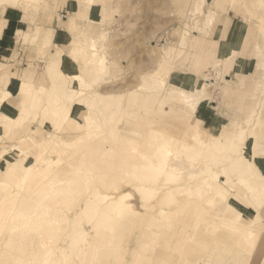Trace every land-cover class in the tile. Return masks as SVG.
I'll use <instances>...</instances> for the list:
<instances>
[{
    "label": "rangeland",
    "instance_id": "1",
    "mask_svg": "<svg viewBox=\"0 0 264 264\" xmlns=\"http://www.w3.org/2000/svg\"><path fill=\"white\" fill-rule=\"evenodd\" d=\"M18 1L32 5L48 4L47 7L53 9L55 0ZM78 1L84 4L87 10L94 4L100 5L98 6V17L93 18L98 24L94 23L91 32L87 22L85 27L77 28L79 33L76 42L70 43L67 49L65 46L68 44L62 48L56 45L49 51L35 44L24 48L25 51L35 52V56H31L30 60L19 58L17 52L12 56L0 58V61L7 64L0 66H12L13 68L29 66V68L34 67V69L37 66L36 70L42 72L44 66H63V54H68L69 48H74L73 45L78 46L79 54L75 58L68 55L71 61H75V65L68 64L67 66H75V71L69 70L70 73L64 74L63 76L67 79L61 78L57 70L55 71L56 74L48 76L51 79V86L47 84L44 89H39V91L42 90L40 93H47V104L51 103V97L55 92L57 96L66 100L61 105L62 111L59 114H53L51 108L42 110L40 107L42 124L44 119L47 124H43L45 129L42 128L39 136L33 135L32 131L35 128L31 127V124L16 130L14 118H7L5 113L0 116V124H2V129H0V225H3V230L0 232V261H4L6 264H38L45 253L41 251V238L56 243L60 239L59 231L63 235L64 226H67L66 221H64L65 216H67L69 223L66 227V234L61 235L62 238L57 244L59 251H62L69 239L70 232L75 227L81 225L88 236L92 226L86 225V217L76 214L75 210L81 207L84 212H87L89 200L98 186L102 187L104 191H110L107 185L112 182V176L119 175L114 185L120 189L124 184L126 187L124 191H128L129 182L127 181L133 178L132 173H135L137 181L143 178L138 173L141 170L137 168L138 165H132L148 161V159H144V154L146 152L152 154V150H155L153 153L156 157L164 156L163 161L167 160L168 162L177 158V152H180L182 154L180 157L185 158L187 163L177 168L172 167L171 164L170 166L166 164V173L159 176L151 170L147 171L151 180L154 179L151 175H155L157 179L167 180L166 185H163L164 189L159 190L154 201L150 199V195L145 190L147 187L145 181H139L135 184L139 186L137 191L140 192L141 190L145 193L140 192L144 197L146 208L150 207L149 204L153 202L159 203L157 198H163V192L168 190L167 186H176L174 197L178 195L177 189L180 184H176V181L173 182L172 177L169 178V176L164 175H184L185 180L194 179L196 181L209 178L211 171H216L223 175L221 179L229 178L230 185L223 181L226 184L224 187L230 191L227 197L234 196L236 190L248 194L249 187H240L239 184L245 178H249V183H253L252 186L255 187V190L252 199L249 194L252 204H249L248 201L244 202L247 209L245 214L248 213L250 218L254 214L252 219L254 221L258 212L254 211L255 208L253 210L252 205H256L259 208V217L254 222L253 229H264L261 227H264V168L261 164L264 163V157H261L259 153V146L264 142V135L260 134L264 131L262 109L258 107L252 110L245 118L235 117L233 113H229V115L225 113L229 110L232 111L236 97L252 93L251 90L244 88L252 80L263 81V85H260L261 82H259L254 91L255 94L264 96V0H204L205 9L214 15L212 23L208 25L207 29L206 27L197 28L192 30L190 34L191 38L197 36V40L203 37L210 39L213 36L212 33L219 16H224L222 23L225 26L234 16L244 20V24L248 27L244 40V50L252 51L257 60V66L253 72L245 75L231 74L229 70L236 55L232 59L229 57L227 59H231L229 62L220 59V65H216L217 62L215 61L211 64H201L202 59L196 58L195 66H192V60L188 59L178 69V63L183 62L182 58L175 61L163 89H159L158 86H149L152 79H147L150 75L148 73L153 72L157 66L161 53L170 45H175L178 42L181 30L190 20L188 18L189 11L201 0ZM19 2L16 5L21 6ZM6 5L8 4H4V7L0 8V17ZM40 12L41 7L38 13ZM63 14L66 15L67 12L63 11ZM36 17L38 18V15ZM1 23L0 21V26ZM90 38H93L100 45L97 52L99 55H97L104 58L108 63V69L106 68L105 73L98 76L97 79L94 75V63L86 65L81 57L82 48L89 45ZM233 50L234 54H238L237 49ZM25 51L23 52L25 53ZM189 51L188 40L182 52L185 54L184 57H187ZM79 72L85 77L83 82L72 79L73 74L78 73L80 75ZM261 76L263 79L260 78ZM10 77L0 81V89H3ZM144 83L146 85H143ZM242 84L244 86L240 87ZM224 85L241 88L240 95L222 91L221 88ZM48 86L50 88L46 90ZM138 87L145 88L140 92H147L158 98L155 112L150 113L147 108L140 110L124 104L125 97ZM181 88L194 90L187 91ZM22 89L24 90L23 87ZM181 90L191 94L193 97L191 100L195 102L196 110L193 109L190 102L182 100ZM84 93L86 99L83 106L87 109L85 110L82 106L83 113H87L88 108H102L101 115L111 114L110 111H112L113 116L111 117L117 119L116 123H113L114 129L104 128L103 120L100 118H98L101 122L99 127L96 125L95 121L97 120L95 119L80 120L78 123L67 121L70 120L69 118L62 121L68 105L77 104L80 95H84ZM117 95L120 96L112 106L111 101ZM102 96H105L104 99L106 100H99L98 103L94 101L97 98H102ZM2 100H4L3 94ZM5 101H7L5 105L0 103L1 112H6L8 106L11 107L8 102L9 99ZM146 103L144 102V105ZM35 105H37L36 102H34V107ZM108 106H111V109H108ZM172 107L175 108L174 111L170 109ZM103 109H105L104 112ZM24 110L25 108H21L18 115L22 121L26 120ZM34 112L35 114L38 113L37 110ZM71 112L75 111L72 110ZM77 112L83 114L80 110ZM117 112L118 115L115 116ZM20 114H24L23 117ZM149 119H151L150 123L147 122ZM66 121L69 123L68 125L65 124ZM81 122L88 123V125L82 126ZM153 129L154 131H152ZM196 136L205 142L203 147L197 144L198 141L190 142ZM213 136H219V144L212 142ZM241 136L243 137L244 149L237 152L234 149V144ZM166 137L174 139H171L174 144H171L173 151L169 155H166L168 152L165 153L161 146L162 140ZM98 138L101 140L96 144L95 141ZM145 139H147V143ZM186 139L189 141L186 142L189 146L182 142ZM15 146L22 147L25 153H18V150L14 148ZM220 147L226 151H231L234 155H241V164L237 170L229 169L224 165L228 158L225 157L226 155L223 156L222 152L220 153ZM253 151L256 153L255 156L252 155ZM64 152L65 155H60ZM29 158L31 161L28 160ZM32 159H34L33 162ZM256 165L260 167H258L260 172L257 171ZM131 166L133 167L132 171ZM58 167L59 171H54ZM242 170H246V172L242 174ZM126 173L130 178L127 177ZM91 174L94 175L89 178ZM122 175L127 177V179L125 177L124 183H121L120 176ZM188 181L186 180V182ZM3 183L10 184V189L3 188L1 186ZM80 187L82 188L80 189ZM13 190L20 194L15 197L16 191L13 193ZM26 195L33 196L32 206L25 204ZM12 197H15V201ZM180 198L183 199L184 196L180 195ZM121 199L122 197L112 199L108 209H106L107 212L104 209L102 214L99 213L100 215H94V219L92 218L99 224L102 223L103 226L106 225L110 228L98 238L100 242L97 245L104 247L102 254L107 250L112 254H118V252L124 254L126 246L132 247L135 241L137 243L143 239L146 246V263L143 264H161L163 261H168L170 264H233L230 251H238L245 256L248 259L245 264H248L252 259H258L260 263L262 259L261 252L263 250L258 251L257 246L264 247V238L261 237L260 241H257L248 237L250 230L225 224L223 216L216 215L212 209L214 205L208 206L211 211L205 208L201 212L195 211L191 207L194 205L192 203L180 205L175 201L169 204L165 201L162 204L166 208V212L163 213L165 217L161 220H155V213L151 212V209H143V211L133 209ZM132 199L137 203L141 201L139 196H134ZM225 199L227 198L225 197ZM224 202L228 203L229 201ZM229 204L232 203L229 202ZM48 207L49 215L46 213ZM21 209L23 215L19 212ZM235 213L236 209H234ZM56 216L61 218L60 222L52 221L49 223L50 225L46 222L47 219ZM111 219L114 220L111 221ZM84 221L86 222L84 223ZM39 223L44 224V226L38 227ZM17 224L20 225L17 226ZM68 232L69 234H67ZM188 233H191L201 242V247L195 253L180 254L176 250V241L183 239ZM155 252L157 258L154 260L151 257H154ZM124 256L130 259L131 255L126 252ZM78 258L73 253L72 259L81 264L82 262H79ZM46 260L47 258L44 257L42 264H45ZM54 262L51 264H55Z\"/></svg>",
    "mask_w": 264,
    "mask_h": 264
},
{
    "label": "bare ground",
    "instance_id": "2",
    "mask_svg": "<svg viewBox=\"0 0 264 264\" xmlns=\"http://www.w3.org/2000/svg\"><path fill=\"white\" fill-rule=\"evenodd\" d=\"M15 1H17V0H0V7L4 3H11V2L14 3ZM205 8H206L205 1L201 0L200 2L196 3L195 7L192 8V10L189 11V15H188L189 17L188 18L190 20L187 21L188 23H186L185 27L181 30L178 42L175 45H170L168 47V49H166L165 51H163L161 53V56L159 58L157 66H155V69L153 70V72L151 71V73H148L150 75L148 76L147 79L148 80L150 78L152 79L151 85H149L150 87L158 86L159 89H163V87L167 83V80L169 79V76H170L171 70L175 64V61L178 60V58H180L183 55L182 54L183 48H185V46L187 45L188 37L191 34V31L194 29H197V28L203 29L206 27V29H207L208 25H210L212 23L214 15L212 12L206 10ZM199 21L200 22L203 21V22L200 23ZM99 47H100V45L95 40H93V38H90L89 39V45L87 47L82 48L83 50L81 49L82 50L81 54H83L82 57L84 56L82 58V60L85 61L86 65L94 63V75H95L96 79L98 78V76H101L103 73H105L106 68L108 66L107 61L104 58L98 56L99 54L97 52L99 51L98 50ZM217 64L218 63H216V65ZM86 67L88 68V66H86ZM84 78H85L84 75H81V74L79 75L78 73H74L72 76V79H74L76 81H82L83 82ZM147 79H146V81H147ZM93 80H95V79L93 78ZM146 83H144L143 85H146ZM143 89H145V88L144 87H138V89H136L137 91L134 90L131 94L127 95L125 97L124 104L126 103L128 106L136 107L140 110H141V108H147V110L150 113L155 112V109L157 107L156 102L158 101V98L152 94H148L147 92L146 93L140 92ZM6 93H8V95H9V92H6ZM96 94H98V93H96ZM156 94H157V92H156ZM85 95H86L85 93H84V95H80L79 101L77 102V104L68 105V107L65 109V113L62 117V121L64 119L69 118L70 120H67V121H69V122L73 121L74 123H78L80 120L95 119V120H97V121H95V123L99 127V125L101 124V122L99 120L102 119L104 128L114 129L113 123H116L115 121H117V119L115 117H111V116H113L112 111H110L111 114L101 115L102 114V108H95V109L94 108L93 109L88 108L87 113H85V114L83 113L84 110L82 109V106H83L85 99H86ZM119 96L120 95H117L116 98H114L111 101V103H113L112 106L117 102V99ZM104 97L105 96H102V98H97L94 101L98 103L99 100L100 101L106 100V99H104ZM181 97H182V100L184 102H190V105H192L193 109L196 110V105L194 104L195 102H192L193 100H191V99H193V97L191 96L190 93L186 92L185 90H181ZM144 102H147L146 105H144ZM78 103H81V104H78ZM21 108H22L21 104H19L15 107L14 114L16 116L19 115V111ZM83 108L85 110L87 109L85 106H83ZM108 109H111V106ZM170 109L172 111L175 110V108L173 109V107ZM72 110H74L75 112H71ZM78 110H80L83 114L78 113L77 112ZM104 110L105 109H103V112H104ZM61 111H62V106H60L59 108L53 109V114H59ZM114 113H115V111H114ZM117 115H118V112L115 116H117ZM98 118H100V119H98ZM67 121L65 123L66 125L69 124V123H67ZM150 121H151V119H149L147 122L150 123ZM44 123L47 124L45 119H44ZM81 125L87 126L88 123L81 122ZM148 128H150V127H148ZM0 129H2V124H0ZM41 131H42L41 128H35L33 131V135L37 134L36 136H39ZM152 131H154V129ZM215 134H217V132ZM218 134H219V132H218ZM213 137L214 138L212 139V142L214 141V142H216V144L217 143L219 144V139H220L219 136L218 137L213 136ZM171 139H173V138L172 137H166L162 140V144H161L162 149L165 150V153H166V151L168 152V154L166 153V155H169V153H171L173 151L171 144L172 143L174 144V142ZM100 140H101L100 138L96 139L95 143L97 144ZM146 140L147 139H145V142L147 143ZM195 141H198L197 144H200L201 147L204 146L205 142L199 136L192 138V141L190 140V142H192V143ZM182 142H184L186 144V142H189V141L186 139V140H182ZM186 145L189 146L188 144H186ZM14 148L18 150V153L19 152L22 154L25 153L24 149L22 147L20 148L19 146H15ZM148 150H150V148H148ZM151 150H152V148H151ZM154 151L155 150H152L153 155L149 154L147 152L144 154V159L146 158V159H148V161L143 162V163H134L132 165V166L138 165L137 168L141 169L138 173H140L143 176V178L142 179L140 178L138 180L139 181H145L146 186H147V187H145V190L148 192V195H150V199L153 201L156 200V194L159 192L160 189H164L163 185H166L165 183L167 182V180H164L163 178H159V179L155 178L156 177L155 175L159 176V175L165 174L167 171L166 164H168L169 166L171 164L172 167L177 168V167H180V166L185 165L187 163L184 160L185 158L180 157V155H182L180 152H177V154H178L177 158H175L171 162L169 160V162H168L167 160L163 161L164 156L161 158L156 157V155H154L155 153H153ZM219 151H220V153L222 152L223 156L226 155L225 157L228 158L227 162H225L224 165L229 169L237 170L239 165L241 164L240 163L241 162L240 161L241 155L240 154L234 155L231 151H226V149H224L222 147H220ZM60 155H65V152L61 153ZM68 155H69V153H68ZM166 157H168V156H166ZM30 159L31 158H29L28 160H30ZM33 160L34 159H32V162H33ZM28 163H27V165H30ZM27 165H26V167H27ZM132 166H131V171L133 170ZM194 166H198V165H194ZM258 167L256 165L257 171L260 172V169H259L260 167L259 168ZM25 168H24V170H25ZM192 169H194V168H192ZM148 170H151L155 174V175H151V177H154L153 180H151L148 177L149 176L147 173ZM54 171H56V172L59 171V167L54 169ZM211 172L212 173L209 175V178L206 177V178H202V179H199L196 181L194 179H186V180H189L188 182H186L184 175H178V176L164 175V176H169V178L172 177L173 182L176 181V184L177 183L180 184L178 189H177L178 190L177 191L178 197L177 196L174 197V193H176V191H174V190H176V188H175L176 186H174V187L172 185L167 186L166 188L168 190L163 192L164 193L163 198L162 199L157 198V201L159 203L156 204L155 202H153L152 204H149L150 207H148V208H146L144 197L141 195V193H144V192H142L141 190H140L141 193L139 191H137L139 186H137L135 184L138 183L139 181L136 180L135 173H132L133 178L131 177L132 179L127 181V182H129L128 183V185H129L128 191H124V190H126V187H124V184H123V187H121L120 189L118 188V186L114 185V182L118 179L119 175L118 176H112V178H113L112 182L109 185H107V187L110 188V191H108V192H107V190L104 191L102 187L98 186L96 191H94L93 195L91 196V198L89 200L87 212H84L81 207H79L78 209L75 210L76 214L83 216V217H86L87 222L84 221V223L86 222V225L92 226V227H90V230H89L90 234L87 236L86 235L87 233L84 232L85 229L81 225H79L77 227L74 226L75 228L70 232V234H69V232L67 233V234H69V239H68L67 243L64 245L62 251H59L57 244L59 243L62 236L66 234V227H68V223H69L67 216H65L64 221H66L65 223L67 226H64L65 229H64L63 235H62V233L60 234V231H59V235H60L59 238L60 239H58L56 241V243H53L51 241L49 242L48 240L45 241L44 238H41V247H42L41 251H43L45 253L43 255V258L41 260H39L40 262L38 264L43 263L44 257L47 258L45 264H51L56 259L57 260L54 263L55 264H61L60 261H62L63 259L65 260L70 256L72 257L73 253H75L77 255V257H79L78 260H79V262H82L81 264H91L90 260L92 257L95 256V251L93 249H91V242H90L92 231L97 236L99 234V230H98L99 228H100V230H102V229L106 230V228L108 227L106 225L103 226L102 223L99 224L97 221L93 220L94 215L102 214V210H104V209L107 212L106 209H108L110 201L114 198L119 199L121 197H122L121 200L126 202L130 208H133V209L135 208L137 210H142V211H143V209L144 210L151 209V212L155 213V216H154L155 220H157V219L161 220L163 217H165V215L163 213L166 212L165 211L166 208H164L162 205L165 201H167L168 204L170 202L174 203V201H175L177 203H180V205L192 203L194 205L191 207L194 208L195 211H201V210H204L205 208L208 209L209 211H211L208 206L214 205L212 207V209L214 210L216 215H222L223 216L222 218H223V222L225 224L231 225V226L233 225L235 227L237 226L238 228L250 230L248 237L252 238V239L254 238L257 241L259 239H261V237L264 238V229H256V228L253 229L254 222L259 217V210H258L259 208L256 205H252L253 210L255 208L254 211L258 212V216H256V219L254 221H252L254 214L251 215V218L249 217L248 213H247V215L245 214V211L247 209L245 207L244 202L248 201L249 204H252L251 199L253 197V192L255 190L254 189L255 187L252 186L253 183L252 184L249 183L250 182L249 178H245V180H243L239 184L240 187H243V186L249 187L248 194L241 192V191L239 192L236 190V191H234V196L227 197L228 194L230 193V191L228 189H226L227 187L225 188L224 185H226L225 183H227V184L230 183L229 178L226 177L225 179H221V177H223V175H220L219 172H216V171H211ZM245 172H246V170L241 171L242 174H244ZM93 175L94 174H91V176H89V178H92ZM125 177L123 175L120 176L121 183L125 182ZM127 177L130 178L128 176V174H127ZM127 177H126V179H127ZM81 182H83L82 179H81ZM151 182H153V183L151 184ZM1 186L3 188H5L6 190L10 189V187H11V185L8 183H3ZM233 187H238V186H233ZM81 188L82 187H80V189ZM15 191L16 190H13L12 192L14 193ZM219 193H221L223 195V197ZM15 194H16L15 195V197H16L20 193L16 191ZM249 194L251 196V199H250ZM180 195L184 196V198L181 199ZM47 196H48V194H47ZM47 196H46V198H48ZM61 196H63V195H61ZM134 196L140 197V199H141L140 203L139 202L137 203L132 199V197H134ZM15 197H12L13 200ZM26 197L27 198H25V200H24L25 204L27 206H29V205L32 206L33 202L31 200H33V198H32L33 196L31 197L30 195H26ZM225 197L227 199H225ZM238 197H239V199H237ZM94 198H96V199L94 200ZM182 200H184V202H182ZM226 200H227V202L229 201L232 204H229V202L225 203L224 201H226ZM49 207L46 210L47 215L50 214ZM120 208H122V207H120ZM234 209H236L235 214H234ZM19 212L23 215L22 209L19 210ZM201 212H203V211H201ZM112 213H113V211H112ZM58 216H59V214H58ZM58 218L59 217L56 216L52 219H47L46 222H48V224L52 221L60 222L61 218H59V219ZM99 220H100V218H99ZM113 220L114 219H111V221H113ZM209 221L211 222V220H209ZM41 222H43V221H41ZM215 223H216V221H215ZM18 225H20V224H17V226ZM43 226H44V224H41V223L38 224V227H40V228H42ZM261 227L264 228L263 226H261ZM61 230H63V229H61ZM56 238H58V237L56 236ZM257 247H258V251L261 252L263 250L261 252L262 253L261 254L262 259H261L260 263L258 262L259 261L258 259L257 260L252 259L248 264H264V247L263 246H257ZM145 250H146V246L143 243L142 249L139 250V260H142L143 257H146ZM127 251H128V249H127ZM128 253H131V256H132L131 251H128ZM237 253H238V251H237ZM103 263H105V262H103Z\"/></svg>",
    "mask_w": 264,
    "mask_h": 264
},
{
    "label": "crops",
    "instance_id": "3",
    "mask_svg": "<svg viewBox=\"0 0 264 264\" xmlns=\"http://www.w3.org/2000/svg\"><path fill=\"white\" fill-rule=\"evenodd\" d=\"M18 2L19 1L17 0L14 3H4L8 5L5 6L0 17V21L2 22L0 26V58L12 56L15 54V52H17L19 58L30 60L32 58L31 56H35V52L25 51L24 48L28 47V45L34 46L35 44H37L38 47L45 48V50L48 51L52 47L54 48L56 45L62 48L68 44L65 46L67 49V47L70 46V43L72 44L73 42H76L79 33V30L77 29L78 27L83 28L88 22L90 32L93 30L94 23H97V21H94V19L98 17V6H100L99 4H94L89 10H87V7L84 4L79 3L78 0H55L53 2L54 8L51 9L47 7L48 4L32 5L19 2V4L22 6L21 7L16 5ZM4 4H2L1 7H4ZM40 7L41 12L38 13V11H40ZM63 11L67 12V14L64 15ZM36 14L38 15V18L36 17ZM222 17L219 16L217 19V25L215 26L212 33L213 36L210 39L203 37L202 39L198 38L197 40V36L191 38L192 36L190 35L188 39L190 51L188 52L187 57H184L185 54H183V56L177 60L179 61L183 58V62L178 63V69H180L188 59L192 60V66H195L196 58L202 59L201 64H211L213 61H215L220 65L221 60L229 62L232 58H234V55H236L233 63L231 64V69L229 70L231 74L245 75L255 70L257 66L255 54L252 51L244 50V40L248 30V27L244 24V20L238 19L234 16L231 17V21L228 23V25L225 26L222 23ZM73 47L74 48H69L68 54H63V66H44V71L42 72L36 70L37 66H35V69L34 67H31V69L29 66L26 68L19 66L18 68H13L12 66H0V81L4 80L5 78L8 79L9 76H11L9 81L4 84L3 89H0V92L3 95L4 93L9 92L8 102L11 107L8 106L6 112H1L0 106V116L1 114L5 113L7 118H14L16 130L23 126L27 127L29 124H31V127L33 128L41 127V129H45L44 125L42 124L43 121L40 107L42 110H45V108L55 109L59 108L66 102L64 98L57 96L55 92L51 97V103L47 104V93H40L42 90L39 91V89H44L47 84L51 86V79H49L48 76L50 74H56L57 72L55 73V71L58 70L61 78L64 79H67V77L63 76L64 74L67 75L70 73V71H75V66H67L68 64L75 65V61H71L68 58V55L74 58L78 57L77 55H79L78 49L76 48L78 46L73 45ZM233 49H237L236 52L238 54H234ZM23 51H25V53ZM229 57L231 59L227 60ZM1 64L7 65L3 61H0V65ZM30 64L37 65L35 63ZM76 71H78V69H76ZM260 78L263 79L262 76ZM259 82H261L260 85H263V81L258 79L255 81H250V83L246 84V87L243 84L240 85V87L244 86V88L251 90L252 93L249 95L243 94L244 96L241 95V97H236V102L234 105H232V111L229 110L225 113L228 115L229 113H233L235 117L241 116V118H245V116L251 113L252 110H255L259 107L262 109V115L264 116V105L261 106V104L264 103V96L257 95L254 91V88L259 85ZM49 86L46 90L50 88ZM22 87L26 92L22 89ZM181 89H185L187 91L194 90H189L186 88ZM221 90L228 94L233 93L240 95L241 88H234L232 85H224ZM2 94L0 95V103L5 105L7 101L2 100ZM34 102L37 104L35 107ZM39 103L40 105H38ZM19 104L22 105V109L25 108L23 112L26 117L25 121L20 120L18 116L14 114V109ZM35 110L38 111L37 114H35ZM23 115L20 114L21 117H23ZM262 122L264 123V120ZM260 134L264 135V131L260 132ZM261 164L264 168V163ZM109 229V227L106 228V230ZM98 230L99 234L96 236L92 231L90 238L91 249L95 251V256L90 260L91 264H95L97 262L100 264L146 263V257H143L142 260H139V250H141L143 247V239L137 241V243L135 241V244L132 247L129 245L125 247L124 254L128 251L132 252L130 259H127V257L120 252H118V254H112L109 250H107L102 254L104 247L97 244L100 242L98 238L104 233L105 230H100V228ZM230 252L231 262L233 264H245L248 261V259L242 254L235 251ZM129 254L131 255V253ZM153 256L154 257L151 258H154L155 260L157 258L156 252ZM20 258L22 259V256ZM60 263L77 264L71 256L65 260L63 259L60 261Z\"/></svg>",
    "mask_w": 264,
    "mask_h": 264
},
{
    "label": "snow or ice",
    "instance_id": "4",
    "mask_svg": "<svg viewBox=\"0 0 264 264\" xmlns=\"http://www.w3.org/2000/svg\"><path fill=\"white\" fill-rule=\"evenodd\" d=\"M3 99L7 100L9 99L8 93H4ZM234 149L237 152H240L244 149V142L243 137H239L237 142L234 144ZM259 153L261 157H264V142H262L259 146ZM253 156L256 155L255 151L252 153ZM3 230V225H0V232ZM177 244V252L180 254H184L185 252H191L195 253L197 252L201 247V242H199L195 236H193L191 233H188L184 236L183 239L176 241ZM0 264H6L4 261H0ZM161 264H170L168 261H163Z\"/></svg>",
    "mask_w": 264,
    "mask_h": 264
}]
</instances>
